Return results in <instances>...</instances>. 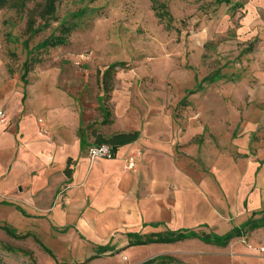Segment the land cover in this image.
I'll return each mask as SVG.
<instances>
[{
    "label": "rangeland",
    "instance_id": "1",
    "mask_svg": "<svg viewBox=\"0 0 264 264\" xmlns=\"http://www.w3.org/2000/svg\"><path fill=\"white\" fill-rule=\"evenodd\" d=\"M161 1L174 17L171 31L155 17L150 0H60L50 26L31 38L28 18L45 0H28L24 13L1 9L0 78L19 79L24 107L31 99L46 110L80 115L77 135L84 133L91 143L93 131L108 138L118 120L135 125V133L146 140L159 137L183 153L177 140L194 127L204 129L190 143L199 154L257 159L264 151V0ZM65 20L77 25L68 45L34 52L42 62L25 73L23 42L28 40L34 51L58 35ZM115 63L127 68L105 78ZM196 81L203 90L188 95ZM100 105L111 113L108 125ZM17 207L0 204V264H56L34 239L43 244L40 226ZM7 230L30 237L17 239ZM238 242L245 245L243 239ZM43 245L60 253L57 244Z\"/></svg>",
    "mask_w": 264,
    "mask_h": 264
},
{
    "label": "crops",
    "instance_id": "2",
    "mask_svg": "<svg viewBox=\"0 0 264 264\" xmlns=\"http://www.w3.org/2000/svg\"><path fill=\"white\" fill-rule=\"evenodd\" d=\"M23 92L18 78H0V110L9 120L0 128V204L18 205L40 226L43 244L60 247H46L56 264H264V227L225 247L199 239L129 246L135 235L225 236L249 220L264 221V151L247 161L216 151L205 156L190 144L204 129L191 127L177 140L183 153L170 141L139 135L113 159L91 161L94 143L77 135L80 115L31 99L24 107ZM128 124L117 120L109 137L135 133ZM131 157L136 168L128 171ZM106 246L114 251L101 254Z\"/></svg>",
    "mask_w": 264,
    "mask_h": 264
},
{
    "label": "trees",
    "instance_id": "3",
    "mask_svg": "<svg viewBox=\"0 0 264 264\" xmlns=\"http://www.w3.org/2000/svg\"><path fill=\"white\" fill-rule=\"evenodd\" d=\"M152 3V10L155 14V17L165 25V28L167 31H171L174 29L173 23H174V17L171 14L169 7L166 2H162L161 0H150ZM219 2H224L226 4H229L231 0H218ZM60 0H45L44 4L40 7H36L33 11H31L30 16L27 21V27H26V34L31 38L36 36L38 33H40L42 30L48 28L50 26V22L55 19V15L58 9V3ZM28 6V0H0V10L9 8L15 10L17 13H24L27 10ZM39 8V9H38ZM40 10V11H37ZM38 12V13H37ZM38 19L42 22V25L40 24L37 27ZM77 29L76 24L68 23L66 20L63 21L58 29V35H52L48 39L44 40L43 42L39 43L34 51H29V41L26 40L23 42V47L25 50H27L28 59L25 62L24 69L25 73L30 72L32 70L33 66L35 64H40L42 62V59L39 57H32V54L34 52L42 53L49 49H56L58 47H63L68 45L69 39L73 32ZM117 68L126 69L127 65L126 63H115L111 65L106 72L104 73V77L108 79L110 77V74L114 72ZM197 78V77H196ZM218 77L214 76L210 79V81H215ZM197 80V79H196ZM196 88L192 91H188V95H193L196 93H199L203 90L202 83H198L196 81ZM107 92H109L111 89L107 88L105 89ZM101 111L104 116V125H108L110 123L109 119L111 117L110 111L101 105ZM95 138L94 146H102L107 145L110 146L115 154L116 149L125 146L127 144H131L139 139V133H132V134H118L114 135L109 138H104L101 134H97L95 131L92 132ZM92 145V146H93ZM21 213L26 216V213L21 211ZM264 227V221H253L249 220L243 225H241L238 228H235L233 231H231L229 234L225 236H218L216 234H207V233H197L195 231L191 230H181L177 232H167L165 234L156 235L154 237H143L135 235L132 237L133 241L129 244V246H140V245H147L150 243H159V244H172L176 242L185 241L188 239H199L207 244H213L220 247H225L229 244L231 240L234 238L243 237L245 234ZM7 233L14 238L17 239H26L30 237V235L25 236H18L14 231L7 230ZM36 242L43 248V250L49 254L51 257L54 258L52 252L46 248L38 239H36ZM109 251H114L110 246L106 247H100L99 252L101 254L107 253ZM162 259V258H161ZM172 262V260H171ZM145 264H154V261L147 262Z\"/></svg>",
    "mask_w": 264,
    "mask_h": 264
},
{
    "label": "built area",
    "instance_id": "4",
    "mask_svg": "<svg viewBox=\"0 0 264 264\" xmlns=\"http://www.w3.org/2000/svg\"><path fill=\"white\" fill-rule=\"evenodd\" d=\"M9 125L8 117L5 111L0 110V128L6 127ZM115 156L112 148L107 145L102 146H91L88 150V157L91 161L98 159H113ZM136 168V158L131 157L125 166V169L128 171H133Z\"/></svg>",
    "mask_w": 264,
    "mask_h": 264
}]
</instances>
